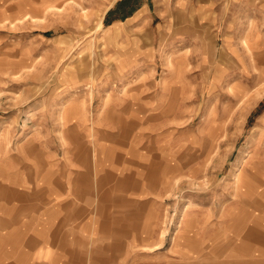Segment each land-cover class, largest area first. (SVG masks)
<instances>
[{"label":"rangeland","instance_id":"374dc122","mask_svg":"<svg viewBox=\"0 0 264 264\" xmlns=\"http://www.w3.org/2000/svg\"><path fill=\"white\" fill-rule=\"evenodd\" d=\"M74 104L75 145L57 114ZM0 158L36 188L64 165L92 195L105 232L71 239V264L106 243L81 260L264 264V0H0Z\"/></svg>","mask_w":264,"mask_h":264},{"label":"crops","instance_id":"0c3cea01","mask_svg":"<svg viewBox=\"0 0 264 264\" xmlns=\"http://www.w3.org/2000/svg\"><path fill=\"white\" fill-rule=\"evenodd\" d=\"M129 102V109L135 111L139 107L133 95L130 96ZM132 112H130L132 120L139 117H133ZM72 124L71 120L70 127L75 135ZM66 136L69 135L66 134ZM129 138L124 137V145L120 147L124 149V153L130 154L129 157L136 165L144 164L138 143ZM67 139L74 145L79 142L78 137L77 140L71 137ZM96 144L94 142L93 148H90L94 161L100 157L103 166H108L114 174H119L117 171H123L122 168L114 167L111 163V150L115 149L112 148L113 145L103 142L98 144L97 149ZM6 164L8 166H5ZM6 164H3L0 158V264H71L73 262L70 260V252L64 248L71 239L79 242L99 240L102 232H105L102 219L98 215L99 208L97 206L94 209L92 195V198L85 200L75 196L78 186L75 180H72L71 190H68L64 165H60L56 173L51 170L50 163H46L48 173H44L43 183L36 188L33 187L30 172L27 171L25 176H21L18 169L12 170L10 163L6 162ZM72 173L75 175L76 170ZM133 196H135L134 199H138L140 194L133 193ZM131 197L130 187L126 190V198L130 200ZM52 217L56 219L53 220ZM130 230H132L131 227ZM128 236L133 239L132 233L125 237ZM103 245L105 246L101 248L80 249L76 253L78 254L76 256L80 258L77 263L85 264L81 257L116 254V250L106 246L107 243ZM108 260L109 258L105 262L98 259L97 263L101 261V264H107Z\"/></svg>","mask_w":264,"mask_h":264},{"label":"bare ground","instance_id":"6f19581e","mask_svg":"<svg viewBox=\"0 0 264 264\" xmlns=\"http://www.w3.org/2000/svg\"><path fill=\"white\" fill-rule=\"evenodd\" d=\"M75 5H77V4H75ZM79 6V5H78ZM80 7V6H79ZM81 8V7H80ZM82 10V9H81ZM83 12V11H82ZM84 13H86V14H90V13H87V12H85L84 11ZM86 14H83V15H86ZM28 15V14H27ZM30 18H32V20L34 19V17H31V16H29ZM101 24V23H100ZM99 24V25H100ZM245 45V42L244 41H242V46H244ZM169 63V62H168ZM104 103L105 102H103V105H104ZM66 105V104H65ZM65 105H62L61 107H60V109H58V111H57V114H58V120H60V127H61V131H62V129H67V135H69V136H64V133H59V135H58V137L60 138V140H62V141H65V140H67V138L68 137H71V138H73V136H72V134L70 133V131H72V129H71V119H74L75 118V113L77 112V109L78 108H81L80 106H78V105H71V106H69V108H65L64 106ZM138 109V108H137ZM78 111H79V109H78ZM138 111V110H137ZM133 112H136V110L135 111H133ZM80 114V113H79ZM73 122V121H72ZM65 132V131H64ZM73 140H76V139H74L73 138ZM240 162V161H239ZM237 165V164H236ZM238 166H242V165H238ZM237 167V166H236ZM239 173H240V168H238V169H236L235 170V172L233 173V175H232V180H234V181H236V179H238V176H239ZM186 212V209L184 210V213ZM184 216V215H183ZM182 220H183V218L181 219V221H180V224H181V222H182ZM179 224V225H180ZM238 238V237H237ZM237 245V247H236V249L235 250H233V253L235 252H238V251H240L243 255H248V254H251L252 252L251 251H246V249H244V248H242V246H241V244L240 243H238V244H236ZM193 250V249H192ZM240 253V255H242ZM193 260V259H192Z\"/></svg>","mask_w":264,"mask_h":264}]
</instances>
